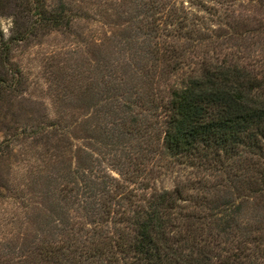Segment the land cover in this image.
<instances>
[{"label": "trees", "instance_id": "16d2710c", "mask_svg": "<svg viewBox=\"0 0 264 264\" xmlns=\"http://www.w3.org/2000/svg\"><path fill=\"white\" fill-rule=\"evenodd\" d=\"M106 1L127 27L72 65L83 120L0 142L19 163L0 264H264V0H0V124L25 91L15 49L71 24L83 44Z\"/></svg>", "mask_w": 264, "mask_h": 264}, {"label": "rangeland", "instance_id": "374dc122", "mask_svg": "<svg viewBox=\"0 0 264 264\" xmlns=\"http://www.w3.org/2000/svg\"><path fill=\"white\" fill-rule=\"evenodd\" d=\"M95 2L96 0H91ZM185 6L189 0H178ZM61 2L72 9V0H61ZM54 4H59V0H54ZM90 7L97 17L94 22L84 21L78 24L82 30L76 29V34L83 32L84 43L78 44V37L72 35V24L69 30L53 32L29 45H20L13 52V61L17 64L25 80V91L20 97L15 99L10 108L3 114V123L0 124V142L11 132L20 131L25 125L33 124L34 121L41 122L63 118V124L71 125L72 120L81 121L85 116V110L80 107L75 108L72 104V65L73 63H85L91 61L101 53L98 48L88 45L93 43L90 34L95 39L104 38L105 35L119 34L127 27L123 17L114 15L115 6L108 7V2ZM99 9L102 11L99 13ZM92 13V12H91ZM11 20L0 19V29L5 38L10 36ZM97 31L98 33H89ZM106 42V41H102ZM109 45L108 47L112 46ZM118 45L112 47V53H116ZM106 49V48H105ZM104 49V50H105ZM102 50V49H101ZM51 89L56 91L51 92ZM72 129V128H71ZM83 136V133H79ZM83 141H78L82 144ZM84 144V142H83ZM11 156L9 148L5 145L0 147V247L7 243L12 230L11 215L15 211L13 202L9 199L8 190L12 185V176L16 171L15 166L19 163ZM114 178L119 175L110 171ZM186 177L182 171L168 172L165 176L156 179V189L171 190L174 184ZM42 186L34 188L36 192H42ZM33 189V186H32ZM262 210V211H261ZM259 213L264 214L261 209Z\"/></svg>", "mask_w": 264, "mask_h": 264}]
</instances>
